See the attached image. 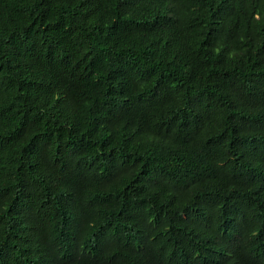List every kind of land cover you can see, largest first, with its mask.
Segmentation results:
<instances>
[{"label":"trees","instance_id":"trees-1","mask_svg":"<svg viewBox=\"0 0 264 264\" xmlns=\"http://www.w3.org/2000/svg\"><path fill=\"white\" fill-rule=\"evenodd\" d=\"M0 264H264V0H0Z\"/></svg>","mask_w":264,"mask_h":264}]
</instances>
